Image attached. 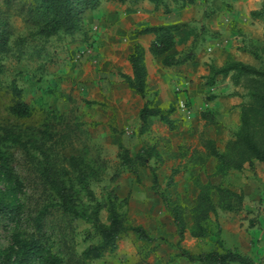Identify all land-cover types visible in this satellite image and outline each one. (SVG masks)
<instances>
[{
    "label": "rangeland",
    "instance_id": "rangeland-1",
    "mask_svg": "<svg viewBox=\"0 0 264 264\" xmlns=\"http://www.w3.org/2000/svg\"><path fill=\"white\" fill-rule=\"evenodd\" d=\"M0 0V14L8 22L7 51L1 55L3 72L0 74V137L5 130L19 132L21 138L29 134L37 140H45L47 151L55 168L70 169L65 157L78 155L85 165L89 185L95 198L103 202L107 191L126 202L118 212L125 214L132 225H141L155 241L144 244L132 233L123 235L116 248L100 258L85 264H191L175 257V228L170 216L162 208L160 199L151 189V175L146 167L138 168L139 182L119 164L117 143L120 141L131 155L144 145H154L157 156L149 164L155 169L160 189H164L171 169H177L173 184L165 189L170 205L185 207L186 232L181 246L191 252L207 251L213 247L214 237L205 239L189 235L192 225L191 208L195 205L200 186H209L213 203L217 184L235 192L246 187L242 210L236 212L216 209L210 214L209 225L226 247L236 248L251 257L254 264H264V167L250 171H229L225 176L214 175L215 161L206 158L202 141L212 139L220 152L224 151L231 132L224 126L210 125L202 121L199 111L208 104L203 75L194 63L177 68L156 69L151 60L148 97L157 95L154 104L175 106L172 117L176 128L169 130L157 119H149V130L136 134L137 113L141 99L128 89L120 74H128L126 53L133 36L132 30L145 25L186 22V31L192 34L215 10L224 16L232 12L226 0H195L193 4L178 8L172 0H165L167 12L153 9L146 2L138 4L118 3L115 0H99L88 10L80 30L72 35L40 39L22 18V10L29 0ZM210 16V17H209ZM209 17V18H208ZM218 22V20H217ZM216 22V23H217ZM264 32V21L259 22ZM210 35L200 44L208 50ZM189 65V66H188ZM158 74L164 79L158 87ZM12 86L20 90L21 100L31 108L27 118L14 117L9 108L15 98ZM159 88V89H158ZM180 102L185 109L179 108ZM45 125L50 127V138L42 134ZM11 164L22 183L21 200L24 216L20 229L31 232L33 218L43 206L49 213L43 218V230L55 249L63 254L76 256L88 245L99 241L92 227L82 219L61 216L53 210L54 197L41 181L37 165L39 154L29 148L13 149ZM71 177L74 176L70 172ZM261 176V179H257ZM76 204L79 208L91 206L78 185L73 182ZM243 193V191H242ZM106 210L99 212V220L106 222ZM16 225L0 221V247L4 246ZM66 264H71L67 262ZM78 264V263H77ZM80 264V263H79Z\"/></svg>",
    "mask_w": 264,
    "mask_h": 264
},
{
    "label": "trees",
    "instance_id": "trees-1",
    "mask_svg": "<svg viewBox=\"0 0 264 264\" xmlns=\"http://www.w3.org/2000/svg\"><path fill=\"white\" fill-rule=\"evenodd\" d=\"M118 3L138 4L146 1L153 9L162 8L167 12L165 0H115ZM178 8L193 4L195 0H172ZM4 2H8L5 0ZM99 3V0H29L28 5L22 10L24 22L33 29V33L40 39H51L61 35H72L80 30L84 14ZM252 19L264 20V0L260 7L249 13ZM186 22H171L165 24L145 25L132 30L131 35L138 37L152 34L153 40L149 44L148 52L154 58H159L163 67H176L194 60L196 50L205 40V37H213L203 24L193 34L192 41L186 50L179 54L172 53L175 46V34L181 29H186ZM9 37L8 22L4 15L0 14V74L3 72L1 55L7 51ZM254 60V64L244 63L233 58L228 59L220 67L213 64L207 65V74L203 77L205 86H213L218 80L228 78L234 87L242 91L243 98L239 104V124L231 132L224 151L220 152L212 139H204L206 158L215 161L214 175L223 177L229 171H241L245 166L253 171V163L264 164V32L261 42L249 40L244 47ZM126 60L130 68L129 74H120L123 82L129 90L135 93L142 101L137 113L136 134L138 136L149 130V119H157L169 130L176 128V120L172 118L175 106L171 103L165 107L154 104L157 92L149 98L147 93V69L144 59V49L138 42L131 46ZM219 78V79H218ZM14 102L9 108L10 113L16 118L31 116L32 110L20 98V90L11 87ZM238 94L237 92H235ZM214 96H208L213 100ZM200 118L210 125H220L215 114L204 110L200 112ZM43 135H49L50 127L45 125ZM19 132L5 130L0 137V221H6L16 225L10 233L7 243L0 247V264H85L90 260L100 258L104 253L113 251L118 240L127 233L144 244H151L155 238L141 225H132L127 216L119 211L125 204V199H118L112 191H107L103 202L98 201L90 188L85 165L78 155L65 157V164L70 169L59 170L55 168L53 159L46 148L47 141L37 140L33 134L21 138ZM29 148L37 152L41 158L37 165L41 181L54 197L53 210L61 216L79 218L87 222L99 237V241L85 247L78 256L75 254L63 255L59 253L43 230V218L49 213L48 206H43L33 218L34 229L27 233L20 229L24 216V206L21 200L22 183L13 170L11 157L13 149H22L29 153ZM119 164L131 173L136 182H139L138 168L146 167L151 175V189L160 199L162 208L170 216L174 225L176 241L175 257L184 259L191 264H254L251 257L241 253L236 248L226 247L220 237V228L215 224L213 231L209 225L210 214L216 216V209L236 212L242 210L243 193L235 192L229 188L217 184L213 188L217 194V202L213 203L209 195V186H200V192L195 205L191 208L192 225L189 235L197 239L214 237L213 247L207 251L191 252L181 246L186 232L185 207L179 204L170 205L165 189L173 184V176L177 169H171L164 189H160L155 169L149 164L152 158L157 156L154 145H142L139 150L131 155L127 148L119 141L117 143ZM74 175L71 177V173ZM73 182L84 193L86 199L91 202L87 208H79L76 204ZM105 208L106 222L99 220V212Z\"/></svg>",
    "mask_w": 264,
    "mask_h": 264
},
{
    "label": "crops",
    "instance_id": "crops-1",
    "mask_svg": "<svg viewBox=\"0 0 264 264\" xmlns=\"http://www.w3.org/2000/svg\"><path fill=\"white\" fill-rule=\"evenodd\" d=\"M226 1H228V3L231 5V8L233 9L232 12L228 13V16H224L223 11L221 12L217 9L212 15H210L211 17L209 16L210 18L208 17V21H206V30L209 34H213V37L209 38L212 40V42L208 44V50L205 51V49H201L199 46L198 50H196L194 60L180 66L165 68H177L185 66L186 64H189L191 67V64L194 63V67L198 68L204 77L207 74L208 64H213L216 67H220L230 58L242 61L244 63L254 64L253 58L243 50V47L247 42H249V40L258 43L261 42L263 30L259 28V22L264 20L252 19L249 15L252 10H256L260 7L261 0ZM193 34L194 33L191 35L188 34L185 29H181L176 32L175 46L171 52L179 54L180 52L186 50L192 41ZM153 38L154 36L152 34L133 37V41L130 47H128V51L126 53V55H128V53L131 51L130 49L134 42H138L142 45L143 49L145 50L144 59L147 69V87L150 80L151 60H155L157 62L155 64L156 69H158V66L163 67L160 64L159 58L152 57L148 52L149 44ZM202 81H204V79ZM157 83L158 87L160 88L165 86L164 79H162L159 74L157 76ZM200 92L207 93V96L213 95L214 98L213 100H209L208 104H205L204 108L199 111V117L201 111L208 110L215 114L216 118L220 122L219 126L222 125L228 129H236L239 124L238 106L243 101V98L240 96L242 91L239 88L234 87L227 78L224 81L218 80V82L213 86L200 87ZM202 121L205 122L204 120ZM253 165L256 170L262 169L264 167V164L259 162H254ZM257 179L262 180L261 176H257ZM239 187L242 189L243 194H245L244 189L246 184L244 182H240Z\"/></svg>",
    "mask_w": 264,
    "mask_h": 264
},
{
    "label": "built area",
    "instance_id": "built-area-1",
    "mask_svg": "<svg viewBox=\"0 0 264 264\" xmlns=\"http://www.w3.org/2000/svg\"><path fill=\"white\" fill-rule=\"evenodd\" d=\"M185 103H183V102H180V104H179V108H181V109H185Z\"/></svg>",
    "mask_w": 264,
    "mask_h": 264
}]
</instances>
